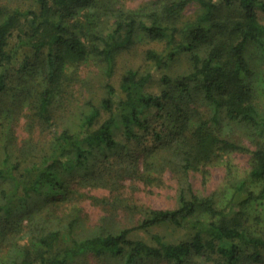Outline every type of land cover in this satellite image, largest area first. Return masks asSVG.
Here are the masks:
<instances>
[{"label":"trees","instance_id":"16d2710c","mask_svg":"<svg viewBox=\"0 0 264 264\" xmlns=\"http://www.w3.org/2000/svg\"><path fill=\"white\" fill-rule=\"evenodd\" d=\"M35 1L39 9L28 11L10 10L0 3V100L12 88L15 75L29 72L32 62L20 53L23 45L32 47L35 56L43 59L33 116L46 127L55 125L53 104L65 91L71 65L95 59L106 76L112 77L118 55L130 49L140 35L163 42L167 48L161 54L148 51L155 70L146 74L127 70L120 88L108 82L106 95L99 104L90 103L78 130L56 133L37 153L33 147L19 155L7 148L10 145L0 149V237L4 239L7 230H17L19 223L9 216L34 196L72 202L79 191L67 183L76 174L85 177L84 184L108 187L111 177L103 172L107 167L94 171L93 167L100 157H105L101 163L106 164L110 153L119 152V133L128 142L153 138L157 145L149 151L147 170L171 166L180 173L179 206L167 210L135 206V211L144 214L138 225L121 230L103 226L102 232L89 235L77 213L65 214L66 224L43 225L35 218L28 242L12 248L5 244L0 264H68L89 254L120 264L152 259L186 264L195 254L219 257L220 264H264V214L259 209L264 207V109L256 104L264 68L254 70L250 60L254 47L264 65V23L259 15L264 14V0H157L145 13L141 8L118 7L120 0ZM194 2L200 5L199 15L183 21L184 12ZM225 7H238L239 16L221 17ZM112 19L111 28L104 30L102 20ZM16 31L26 39L13 47L10 39ZM183 52L188 54L192 71L175 80L160 68ZM156 78L167 87L157 95L147 92ZM193 89H198L209 114L201 102L192 104L197 101ZM225 119L249 125L263 139L262 144L251 151L223 137L218 126ZM161 149L166 155L158 158ZM230 151L252 153L253 165L248 179L221 206L215 198L195 191L190 173ZM109 171L114 174L112 166ZM59 195L63 197L58 200ZM167 224H190L196 232L192 239L179 243L156 236V246L135 238L140 231ZM8 239L5 243H10Z\"/></svg>","mask_w":264,"mask_h":264},{"label":"rangeland","instance_id":"374dc122","mask_svg":"<svg viewBox=\"0 0 264 264\" xmlns=\"http://www.w3.org/2000/svg\"><path fill=\"white\" fill-rule=\"evenodd\" d=\"M155 1L157 0H120L117 6L127 10L141 8L145 13L149 12V7L154 6L153 2ZM0 3L10 10L39 9L35 0H0ZM199 13L200 5L194 2L184 12L183 21L195 20ZM239 14L238 7H225L220 12L221 17H238ZM259 15L264 23V14L259 12ZM104 21L102 20L101 27L108 31L114 23V19L108 22ZM23 35L22 32L16 31L10 39L11 46L14 47L25 40ZM166 48L165 43L140 35L130 49L118 55L112 77L106 76L95 59L71 65L68 69L69 76L65 91L57 96L53 104L55 125L50 128L44 126L37 117L33 116L35 99L41 89L37 77H41L40 63L43 59L35 56L32 47L23 45L20 56L22 58L29 57L32 66L29 72L15 75L13 83L10 84L12 88L1 97L0 149L10 145L7 148L12 149L15 155H19L21 150L33 147L37 153L47 147L48 142L56 133L66 128L78 130L83 113L89 109L90 103L99 104L106 95L108 82H112L117 88H120L122 77L127 70L133 68L142 74L155 70V62L148 58V51L156 50L161 54L166 52ZM258 58H260L258 50L251 47L250 60L256 71L264 68ZM160 69L176 80L190 74L192 65L188 54L183 52L179 59L170 61ZM165 88L167 87L156 78L147 87V92L157 95ZM257 88L256 104L264 109V82H260ZM193 93L197 101L192 104L198 105L201 102L198 89H193ZM201 104L202 110L209 114L211 110L203 106L204 103L201 102ZM6 110L8 111L6 112ZM155 119L156 115L152 117L153 121ZM218 131L223 137L241 144L251 151H255L263 142V139L256 135L254 129L245 123L230 122L225 119L218 126ZM118 138L120 141L119 152L110 153L106 164L101 163L105 157H100L95 161L96 165L93 167V171L100 166L107 167L103 172L106 176L111 177L108 187L84 184L85 177L82 174H76L70 177L67 183L71 189L79 191L72 202H56V198L53 197L34 196L25 206H16L13 209L9 217L19 223V227L17 226V230H13V232L7 230L4 239L3 236L0 237V263L4 262L2 257L6 253L4 251L5 244H9L7 247L12 248L28 242L31 235L29 226L35 218L40 219V223L43 225L60 221L66 224L68 221L65 214L77 213L85 224L83 231L89 235L102 232L103 226L121 230L138 225L144 214L135 211V206L143 210H167L176 209L179 206L180 173L171 166H157L155 169L147 170L148 160L151 161L149 151L155 150L157 145L153 138L146 142H128L122 133H119ZM163 149L158 152V158L166 155ZM157 157L154 156L152 161ZM252 157L250 152H225L219 158L202 166L200 170L192 171L190 180L195 191L201 196L215 198L221 206L226 205L240 182L248 179L253 165ZM109 166H112L114 174L109 171ZM125 171L127 172L125 173ZM61 197L63 195H59L58 200ZM259 209L263 210L264 214V207ZM1 228L5 231L4 226ZM195 232L196 229L190 224L182 227L167 224L153 228L148 232L140 231L136 233L135 238L144 239L156 246V236L162 237L167 242L179 243L192 239ZM6 238L11 240V244L5 243ZM206 258L205 255L195 254L186 264H220L219 257H216L215 260ZM68 264L120 263L113 258L89 254L80 256ZM141 264L175 263L152 259L143 261Z\"/></svg>","mask_w":264,"mask_h":264}]
</instances>
